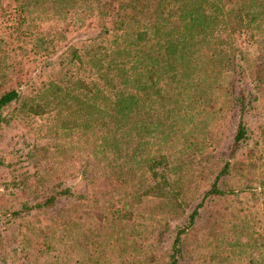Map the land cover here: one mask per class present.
Returning <instances> with one entry per match:
<instances>
[{"label":"rangeland","instance_id":"rangeland-1","mask_svg":"<svg viewBox=\"0 0 264 264\" xmlns=\"http://www.w3.org/2000/svg\"><path fill=\"white\" fill-rule=\"evenodd\" d=\"M119 1L0 0V95L19 90L0 122V264H167L175 231L225 163L222 192L180 235V264H264V7L244 31H223L221 42L219 25L194 31L170 54L179 71L160 83L168 95L154 104L158 118L146 92L140 115L116 117L95 92L109 86L100 74L134 61V33L113 26ZM164 41L163 31L143 38L141 52L168 56ZM240 120L246 136L234 147ZM150 157L166 169L163 188ZM58 186L73 195L45 204Z\"/></svg>","mask_w":264,"mask_h":264},{"label":"trees","instance_id":"trees-1","mask_svg":"<svg viewBox=\"0 0 264 264\" xmlns=\"http://www.w3.org/2000/svg\"><path fill=\"white\" fill-rule=\"evenodd\" d=\"M209 0H120L118 5H113L111 8L115 13L116 20L114 21V28L120 30L119 35L122 37L129 36V32L134 33V39L128 42L131 46V56L128 57V60L134 59V61L129 65L128 69L119 71L115 76L108 77L107 75L100 74L99 79L102 77L107 86H100L99 83H96V97L104 100L105 105L100 108L112 112V114L123 115L125 112H133L136 115H140L143 112V105L141 100V94L143 92L146 95L150 96V110L148 113L154 118H158V110L154 107V104L157 103L158 98L165 99L168 95L166 91L168 90L165 86L168 78L175 80L179 68L173 64L174 60L170 54H175L177 52V47L179 49L183 45L187 44L192 36V33L196 31L193 35L195 38L205 35L208 30L207 27H210V31L214 30L218 25L221 28L219 33L221 42L222 32L225 31L226 35L235 33L238 31H244L250 26V16L254 14V11H257V8L264 7V0H229L228 3H225V0H217V5L221 6V9L218 10L214 15L208 11L207 6ZM165 3L169 4V7H165ZM228 5V6H227ZM23 7V6H22ZM22 10V8H21ZM221 13V15H219ZM220 16V17H219ZM120 18L119 20H117ZM181 20L184 30L175 29L174 23ZM164 32L165 41L163 44L166 48H171L168 51V56H165L161 51L159 55L144 54L141 52V48L144 44H140L143 38L152 39L155 36L160 35L161 32ZM178 33V39H175L173 33ZM180 34L185 36L179 38ZM197 34V35H195ZM183 40V42H182ZM107 41H100L98 44L102 45ZM113 50V49H108ZM132 51H137L132 52ZM129 52V51H128ZM122 56L120 61L127 62V55ZM141 52V53H140ZM215 53V51H214ZM186 53H181L178 55V58L182 62L185 58ZM190 54H186L189 58ZM203 56H198L196 59H202ZM207 58H211L210 55H207ZM98 66H101L102 57L98 56ZM114 60V59H113ZM115 62V61H114ZM173 64V65H172ZM177 72V73H176ZM122 79L123 84H131L132 91H125L122 87L119 86L118 81L114 79ZM161 82H165L161 85ZM82 89L88 91L90 90L84 80L80 82ZM152 86V87H151ZM150 87L153 88V92H150ZM19 96V90L16 88H11L4 91L0 95V122L2 121V108L10 101L16 99ZM149 99V98H148ZM240 106H244V98L240 97L239 101ZM147 127V126H146ZM246 136V126L245 123L240 120L238 127L233 137L234 147L239 144ZM233 147V148H234ZM233 150V149H232ZM149 170L151 176L155 179V184L161 188L165 187L166 179V169L163 167H158L157 163H162L158 157H150L148 159ZM227 168V163H225L222 169L216 175L211 186L204 192L202 198L195 204V206L189 211L185 217L183 223L175 231V234L172 239L170 246V252L168 254V263L167 264H180L179 260V242L180 235L185 231L195 220L196 215L199 212L200 207L202 206L204 199L211 193H221V189L218 187V179L221 173ZM64 195H73V190L69 186L57 187L51 195L47 196L44 200V203H53L59 196ZM43 203V204H44ZM42 203H36L35 205L30 206H40ZM27 205H23L20 209L14 210L12 213H19L23 209H28Z\"/></svg>","mask_w":264,"mask_h":264}]
</instances>
